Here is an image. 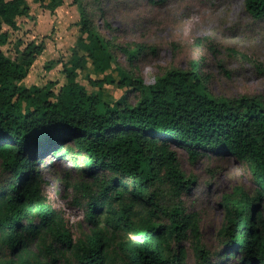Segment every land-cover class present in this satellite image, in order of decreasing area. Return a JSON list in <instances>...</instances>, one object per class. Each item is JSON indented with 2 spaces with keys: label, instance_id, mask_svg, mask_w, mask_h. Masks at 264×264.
Returning a JSON list of instances; mask_svg holds the SVG:
<instances>
[{
  "label": "trees",
  "instance_id": "obj_1",
  "mask_svg": "<svg viewBox=\"0 0 264 264\" xmlns=\"http://www.w3.org/2000/svg\"><path fill=\"white\" fill-rule=\"evenodd\" d=\"M36 1H48L46 9L53 12L64 0ZM243 1L253 19H264V0ZM73 3L80 13L77 45L82 54L62 64L66 83L58 93L52 84L20 85L43 52L44 42L27 44L18 61L0 50V167L10 175L9 180H0V249L9 253L0 264H35L29 243L43 239L42 234L69 252L76 264H186L184 242L189 237L199 264H214L200 245L196 214H186L180 205L165 208L160 201L156 186L167 184L179 196L195 183L181 171L171 146L194 159L212 152L231 155L248 165L256 194L250 196L236 187L224 197L226 222L219 235L223 254L217 252L216 256L222 261L239 251L243 255L238 264H264V234L257 226H264L263 99L211 96L197 64L191 72L170 69L153 85L145 86L142 77L116 63L95 24L101 9L86 6L82 0ZM28 10L25 0H0V46L8 40L3 25L17 30L16 19ZM146 49L137 45L120 48V52L133 66ZM87 59L99 74L117 64V81L106 74L95 85L116 83L138 92V100L131 104L122 97L109 104L100 92L88 93L77 81V72ZM63 144L68 145L65 150L54 151ZM49 151L55 156H73L74 161L82 156L83 166L89 168L87 175L99 184V194L92 195L89 202L93 228L84 239L73 240L46 204L38 162ZM160 216L167 223H158ZM120 232L131 237L114 241L113 236Z\"/></svg>",
  "mask_w": 264,
  "mask_h": 264
},
{
  "label": "rangeland",
  "instance_id": "obj_2",
  "mask_svg": "<svg viewBox=\"0 0 264 264\" xmlns=\"http://www.w3.org/2000/svg\"><path fill=\"white\" fill-rule=\"evenodd\" d=\"M25 2L29 10L16 19L18 29L12 31L3 25L8 40L0 50L18 61L20 51L27 44L44 42L43 52L34 60L20 85L29 88L52 84L54 93H58L66 83L62 64L82 54L77 45L81 37L79 9L73 0H64L53 12L46 9L48 1L44 4L36 0ZM82 3L101 9L102 16L95 19V24L109 43L116 63L132 75L142 77L145 86L153 85L157 77L170 69L191 72L197 64V71L211 96L231 99L248 95L264 101V19H253L245 10L243 0H82ZM137 45L147 49L130 66L120 48L132 49ZM117 64H112V69L105 74H99L87 59L77 72V81L88 93L100 92L103 101L109 104L122 97L134 104L139 98L138 92L120 88L116 83L104 82L101 87L93 83L102 81L106 74L117 81ZM67 146L63 144L54 151L62 152ZM170 149L176 152L185 177L195 183L188 193L179 196L167 184L156 186L162 206L180 205L186 214H196L200 245L208 251L214 264H238L243 255L239 251L235 257L222 261L216 254L223 250L219 235L226 222L224 197L231 195L236 187L250 196L256 194L257 185L248 165L228 154L203 152L194 159L183 149L174 146ZM76 157L74 161L73 156H55L49 151L44 161L38 162L46 204L75 241L91 233L89 202L92 195L97 197L100 189L94 176L87 175L89 168L83 166L82 156ZM98 177L106 176L98 174ZM9 179L10 175L3 173L0 167V180ZM261 212L264 217V211ZM157 222L165 224L167 220L160 216ZM257 226L258 232L264 234V226ZM127 237L131 236L120 232L113 240ZM42 238L29 243L35 264H76L71 254L60 249L50 236L42 234ZM184 247L186 264H199L190 237ZM113 250L114 245L110 248L111 256ZM8 258V251L0 249V260Z\"/></svg>",
  "mask_w": 264,
  "mask_h": 264
}]
</instances>
